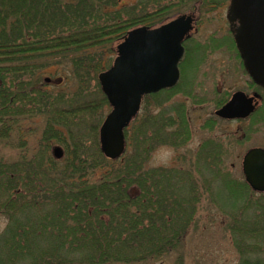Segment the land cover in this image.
<instances>
[{
    "label": "trees",
    "instance_id": "16d2710c",
    "mask_svg": "<svg viewBox=\"0 0 264 264\" xmlns=\"http://www.w3.org/2000/svg\"><path fill=\"white\" fill-rule=\"evenodd\" d=\"M2 1L0 140L14 146L28 128L34 131L29 123L37 118L43 125L37 148L20 142L15 158L0 154V215L7 219L0 264H153L173 255L171 264H185L203 199L216 201L211 189L221 179L252 192L228 224L239 253L234 264H264V193L220 165L232 141L208 137L173 166L149 165L156 148L180 151L191 140L185 103L170 106L180 83L144 96L119 159L107 158L99 143L110 108L98 74L112 64L127 31L160 25L195 2L209 10L224 0H29L34 16L19 9L3 15ZM53 65L71 88L44 89ZM215 124L208 120L203 128ZM54 144L64 147L62 159L52 154Z\"/></svg>",
    "mask_w": 264,
    "mask_h": 264
},
{
    "label": "rangeland",
    "instance_id": "374dc122",
    "mask_svg": "<svg viewBox=\"0 0 264 264\" xmlns=\"http://www.w3.org/2000/svg\"><path fill=\"white\" fill-rule=\"evenodd\" d=\"M131 2L135 3L137 0H131ZM222 2L223 5H217L209 10L199 9L198 2H195V8L184 11L196 13L198 16L197 29L192 39L186 42V54L181 64L179 82L181 92L170 100V106L173 102L185 103L192 137L185 149L180 151L167 145L156 148L151 155L149 165L173 166L177 163L180 153L189 150L194 152L204 139L213 137L225 143L233 142L232 146L229 144L230 155L224 158V163L220 165L229 168L233 178L241 183V180H244L243 154L251 146L264 147V108L251 119L246 120H220L214 114L217 99L228 96L236 90L247 91L249 89V77L237 57V49L226 18L229 0ZM2 3L4 4L3 15L12 11L17 12V9L28 16H34L38 12L35 7H31L29 0L18 2L17 0H4ZM62 72L61 68L53 65L45 71L44 77L51 76L57 80L55 75H60ZM43 84L44 82L41 83ZM43 86L47 92L54 93L71 88L73 83L65 79L61 82L45 83ZM95 88L97 87L94 83L93 89ZM108 111L107 108L105 115ZM211 118L215 119L216 124L212 131H209L204 129L203 125L206 121L213 120ZM29 124L34 131H29L28 128L23 134L25 139L22 138L20 142L24 144V149L31 150L40 145L43 124L37 118ZM20 142L14 141L13 146L12 143L10 145L0 140V154L6 158H15L18 155L17 146L21 144ZM221 180L214 185V191L211 189L213 195L218 194L216 201L206 198V195L205 200L203 199L198 214L201 221L191 228L186 242L185 264H234L238 260L239 253L233 245V234L228 224H232V212H238L237 207L247 202V196L252 192L245 187L242 189L235 187L230 179ZM251 213L250 208L244 215L250 216ZM6 223V217L0 215V234L6 228ZM173 257L174 255L165 262L153 264H171Z\"/></svg>",
    "mask_w": 264,
    "mask_h": 264
},
{
    "label": "water",
    "instance_id": "95a60500",
    "mask_svg": "<svg viewBox=\"0 0 264 264\" xmlns=\"http://www.w3.org/2000/svg\"><path fill=\"white\" fill-rule=\"evenodd\" d=\"M227 18L247 71L264 86V0H230ZM193 22V14H180L155 27L129 30L116 47L112 65L99 73L111 106L99 129L100 148L108 158L117 159L126 151L124 130L138 114L144 95L177 84L183 41L191 35ZM254 106L253 97L237 91L216 114L246 117ZM53 153L56 158L64 155L61 146H55ZM242 170L250 187L263 192L264 148H250L244 154Z\"/></svg>",
    "mask_w": 264,
    "mask_h": 264
},
{
    "label": "flooded vegetation",
    "instance_id": "af4514ba",
    "mask_svg": "<svg viewBox=\"0 0 264 264\" xmlns=\"http://www.w3.org/2000/svg\"><path fill=\"white\" fill-rule=\"evenodd\" d=\"M220 4L223 5V2H220L218 4L217 3L211 4V8L217 7V5L219 6ZM226 12H227V10H226ZM190 38H192V37H190ZM185 53H186V49H185ZM236 54H237V57H239V59H240L241 66H242L244 72L249 77V81H248V88L249 89L247 91L246 90H241V91H243L248 97H253V104L255 105L253 111L250 112V114L247 117L240 118L241 120H246V119H251L257 112H259L262 108H264V86L259 84L258 82H256L253 79V77L251 76V74L247 71V69L243 63V59H242L240 52L238 50H237ZM236 91L231 92L230 94H228V96L226 95L223 98L217 99L216 103L223 105L225 102L230 100L233 93ZM214 113H215V111H214Z\"/></svg>",
    "mask_w": 264,
    "mask_h": 264
}]
</instances>
